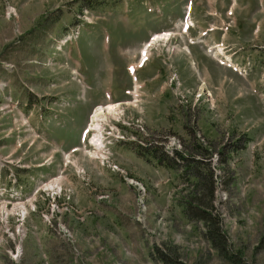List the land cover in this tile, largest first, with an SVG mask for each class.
I'll list each match as a JSON object with an SVG mask.
<instances>
[{"label": "rangeland", "instance_id": "obj_1", "mask_svg": "<svg viewBox=\"0 0 264 264\" xmlns=\"http://www.w3.org/2000/svg\"><path fill=\"white\" fill-rule=\"evenodd\" d=\"M255 5L0 0V264H264ZM111 104L95 124L124 139L81 142L86 117ZM198 208L218 216L223 238L207 235Z\"/></svg>", "mask_w": 264, "mask_h": 264}, {"label": "bare ground", "instance_id": "obj_2", "mask_svg": "<svg viewBox=\"0 0 264 264\" xmlns=\"http://www.w3.org/2000/svg\"><path fill=\"white\" fill-rule=\"evenodd\" d=\"M189 22V21H188ZM188 22L186 23V25L185 26H187L188 25ZM170 36H172L171 35V33H164V34H160V35H157L150 43H147L146 45H145V49H143V52H142V60H145L146 58H147V56L149 55V51H150V48H151V46L154 44V43H156V42H158V41H168L169 39H170ZM158 38H160V40H158ZM137 88L138 87H136V93H137ZM133 94H135V93H133ZM136 98H137V96H135ZM135 102H137V100H135L134 101V103ZM135 106V105H134ZM108 108H102V109H100L99 110V112L96 114V116H95V121L93 120V117H94V115H95V112L100 108H97L96 110H95V112H94V115H93V117H92V120H91V125H90V129H93V130H96L97 131V134H98V132L100 131V130H98L99 129V125H97V124H95V122H97V121H100L101 119H102V115L104 116L105 114H107V112H108V114H110V113H113V111H115V109H117L116 107H118V106H114L113 104H111V106L109 105V106H107ZM106 116V115H105ZM99 123V122H98ZM93 137L94 138H92V142L94 143V145L96 144V146L97 147H100L101 146V143H102V139H101V137H100V135L98 134V135H96V134H94L93 135ZM59 184H57V186H58ZM25 210V209H24ZM26 213V212H25Z\"/></svg>", "mask_w": 264, "mask_h": 264}, {"label": "trees", "instance_id": "obj_3", "mask_svg": "<svg viewBox=\"0 0 264 264\" xmlns=\"http://www.w3.org/2000/svg\"><path fill=\"white\" fill-rule=\"evenodd\" d=\"M138 154L144 155V153H143V151H141V149L138 152ZM176 154H179V153H176ZM180 156L183 159V155H180ZM212 190L213 189H210V191H209L210 199H213V191ZM193 206H194L193 203H188L186 205L187 213L193 212L192 211ZM207 207L210 208V205ZM197 210H198L197 213H199V215H197L198 219H200L204 222L207 235H209L211 239L223 238L222 233L218 227V221H217L218 216L214 212H212L211 210L206 209V208H198ZM216 242L219 244V241H216Z\"/></svg>", "mask_w": 264, "mask_h": 264}, {"label": "crops", "instance_id": "obj_4", "mask_svg": "<svg viewBox=\"0 0 264 264\" xmlns=\"http://www.w3.org/2000/svg\"><path fill=\"white\" fill-rule=\"evenodd\" d=\"M260 1V5L261 6H257L256 8H255V12L257 13V14H259L260 12H261V10H263L264 11V0H259ZM260 7H262L261 9H260ZM33 113L34 112H30V115H29V118H33V116H34V118H35V115H33ZM36 119V118H35ZM34 123H36L35 121H33V120H31L30 121V123H29V126L30 127H32V125L34 124ZM67 151H68V149H67ZM47 155V153H45V156ZM50 158H52V154L49 156ZM44 166V167H43ZM43 166H40V167H36V169H34V172L35 173H43V171H45L46 169H47V167H46V164H44Z\"/></svg>", "mask_w": 264, "mask_h": 264}]
</instances>
